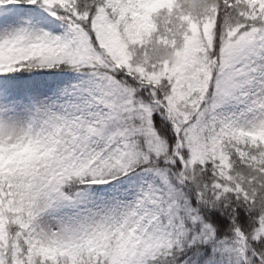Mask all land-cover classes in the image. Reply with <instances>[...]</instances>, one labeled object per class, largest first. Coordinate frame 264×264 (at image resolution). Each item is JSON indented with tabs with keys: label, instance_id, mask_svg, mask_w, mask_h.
I'll return each instance as SVG.
<instances>
[{
	"label": "snow or ice",
	"instance_id": "1",
	"mask_svg": "<svg viewBox=\"0 0 264 264\" xmlns=\"http://www.w3.org/2000/svg\"><path fill=\"white\" fill-rule=\"evenodd\" d=\"M0 264H264V0H0Z\"/></svg>",
	"mask_w": 264,
	"mask_h": 264
}]
</instances>
